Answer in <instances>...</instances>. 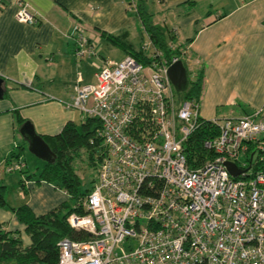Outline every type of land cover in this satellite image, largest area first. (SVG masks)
I'll list each match as a JSON object with an SVG mask.
<instances>
[{
	"label": "built area",
	"instance_id": "obj_1",
	"mask_svg": "<svg viewBox=\"0 0 264 264\" xmlns=\"http://www.w3.org/2000/svg\"><path fill=\"white\" fill-rule=\"evenodd\" d=\"M14 18L31 26L41 20L24 0ZM148 39L140 46L147 61H103L95 84L76 76L66 108L100 122L105 153L87 214L66 219L89 237L61 239L56 264H264V171L253 173L246 162L249 145L251 159L264 151V103L241 118L210 121L218 125L204 143L212 156L192 168L184 145L198 127L199 104L182 99L168 73L188 61L186 52L168 43L179 53L166 57ZM74 40L76 60L97 55L80 31ZM226 163L240 174L231 176Z\"/></svg>",
	"mask_w": 264,
	"mask_h": 264
},
{
	"label": "crops",
	"instance_id": "obj_2",
	"mask_svg": "<svg viewBox=\"0 0 264 264\" xmlns=\"http://www.w3.org/2000/svg\"><path fill=\"white\" fill-rule=\"evenodd\" d=\"M24 1L41 19L38 25L15 20L17 0H0V186L14 181L13 176H6L7 165L20 162L27 174L18 180L17 205L7 204L13 208L27 205L40 216L69 197L52 184L37 183L43 166H37L32 177L20 156H14L24 142L20 120L30 123L41 137L57 135L67 123H82L84 114L66 108L73 99L75 72L80 73L83 84H95L102 62L110 61L99 55L98 46L103 39L109 41L104 37L126 34V40L137 49L145 34L136 33L138 18L126 9L125 0ZM156 1L164 14L159 22L164 20V26L176 30L173 37L185 38L178 46L189 59L187 77L202 71L200 118L220 122L260 108L264 103V0ZM73 26L76 32L69 38ZM82 26L93 29L95 36L87 37L97 55L76 60L71 38ZM0 224L5 231L18 232L24 245L29 244L23 225L11 211L0 209Z\"/></svg>",
	"mask_w": 264,
	"mask_h": 264
},
{
	"label": "trees",
	"instance_id": "obj_3",
	"mask_svg": "<svg viewBox=\"0 0 264 264\" xmlns=\"http://www.w3.org/2000/svg\"><path fill=\"white\" fill-rule=\"evenodd\" d=\"M132 1L144 32L155 47L163 50L166 57L179 53L177 50L173 51L169 48L163 30L149 23L151 14L143 9L144 0H125L127 2L126 9H131L132 5L130 3ZM105 38L121 48L125 56L130 55L139 62L147 61V57L140 48L135 49L126 40V34L107 35ZM187 63H182L185 65V69ZM202 79L203 74L200 71L196 77L189 80L187 90L181 93L182 99L192 100L200 105ZM20 122L25 123L23 120H20ZM100 131V122L96 118L85 116L80 124L67 123L57 135L42 137L54 153V157L51 162H44L36 181L37 183L52 184L64 191L69 197V201L62 203L50 212L35 216L27 205L16 208L10 207L5 200L6 187L0 186V209L11 211L15 219L23 225L24 234L29 240V244L24 245L18 232L5 231L2 224H0V264H56L58 259L57 243L61 239L86 240L89 237L83 231L70 228L66 219L70 214L79 216L87 214L84 202L95 181H92L90 187L82 190L74 162L82 152H85L92 164L101 163L105 147ZM217 134V124L201 118L198 119L197 129L184 145V153L192 168L197 167L212 156V152L205 148L204 143L213 140ZM24 143L18 145L21 151L25 148L26 143ZM252 152L253 145L251 144L249 145V153L246 156V162L250 164L251 171L253 173L264 171V151L255 153L251 159ZM14 156L19 158L20 153ZM20 173L23 177H26V171L22 169ZM20 187L26 193L23 181L20 182Z\"/></svg>",
	"mask_w": 264,
	"mask_h": 264
},
{
	"label": "rangeland",
	"instance_id": "obj_4",
	"mask_svg": "<svg viewBox=\"0 0 264 264\" xmlns=\"http://www.w3.org/2000/svg\"><path fill=\"white\" fill-rule=\"evenodd\" d=\"M126 4H127V2H126ZM126 4H125V7H126ZM130 4L132 5V7H131V9L129 11L132 12V16L138 18L137 13H136V9L134 7L135 6L134 2L132 1ZM157 7H158V5H157V1L156 0H144L143 9L147 13L151 14V17L149 18V23L151 25L158 26L159 28H161L163 30L167 43H173L174 45H177V46L179 45L180 46V44L184 43V41H185V38H182L184 36H181V38L177 37V36L174 37V38L171 37L172 36L171 30L173 29V27L172 26H167V27L164 26L162 24V21H164V20L159 22V19L162 16H164V14ZM134 28L136 29V33L138 34V36L139 35L141 36V33L145 34L143 26L141 25L139 19H137V23H135ZM80 29H81L80 30L81 34L83 36H85V37H87V36H95V35H93L92 32H94V31L91 28L89 29L86 26H82ZM130 29L132 31L133 27H131ZM74 32H76V26H73L71 28V30L69 32V35L67 37H69L70 34H72ZM133 35H134V33H133ZM144 37L145 38L142 39V41L140 42V44L137 47V49L140 48V45L142 43L149 42V39H148L146 34H145ZM71 39H73V41L75 43L74 38H71ZM132 40H133L134 43H137L136 38H132ZM102 43L103 44H102L101 47L98 46V51L100 52L99 55L101 57L103 56L105 58H108V60H110L112 62H120V61H122L124 59L125 53L121 50V48H119L118 46L112 44L110 41H107L106 39H103ZM77 74L78 73L75 72V78H76ZM192 77H193V75L189 73L188 81L192 80L193 79ZM179 95L182 96L181 93H179ZM259 120L260 119L258 118L256 121H259ZM15 152L19 153V150H16ZM240 159L242 161L245 160L244 157H241ZM20 161L23 164H26L27 172L30 173V175H32V177H33V173L37 172V170H38L37 166L41 168L43 166V164H44L43 161L37 159L36 157H34L32 154H30L28 152V149H27L26 145H25L24 150L20 151ZM74 167H75L76 174L79 177L80 186H81L82 190H85L86 188L90 187L92 181H96L97 174H98V169H99V164L98 163H96L95 165L92 164L88 160V156H87V154L85 152H82L80 157L75 160ZM6 176H13V180L14 181L12 183L9 182V184L6 187L5 200L10 205H17L18 180L22 177V175H21L20 170H19V171H15V172H12V173H8Z\"/></svg>",
	"mask_w": 264,
	"mask_h": 264
},
{
	"label": "water",
	"instance_id": "obj_5",
	"mask_svg": "<svg viewBox=\"0 0 264 264\" xmlns=\"http://www.w3.org/2000/svg\"><path fill=\"white\" fill-rule=\"evenodd\" d=\"M169 77L172 84L178 93H183L187 90L189 81L187 78V71L182 62H177L169 68ZM3 80L0 78V98L3 93ZM19 134L27 145L28 152L37 159L48 163L53 160L54 153L50 150L43 138L36 134L32 125L25 122L19 128ZM226 167L231 176L236 177L240 171L232 163H226Z\"/></svg>",
	"mask_w": 264,
	"mask_h": 264
},
{
	"label": "flooded vegetation",
	"instance_id": "obj_6",
	"mask_svg": "<svg viewBox=\"0 0 264 264\" xmlns=\"http://www.w3.org/2000/svg\"><path fill=\"white\" fill-rule=\"evenodd\" d=\"M188 78V77H187Z\"/></svg>",
	"mask_w": 264,
	"mask_h": 264
}]
</instances>
